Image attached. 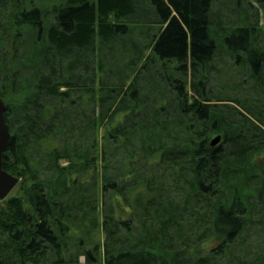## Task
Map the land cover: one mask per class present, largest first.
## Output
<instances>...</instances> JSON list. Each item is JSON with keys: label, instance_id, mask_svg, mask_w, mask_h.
<instances>
[{"label": "trees", "instance_id": "obj_1", "mask_svg": "<svg viewBox=\"0 0 264 264\" xmlns=\"http://www.w3.org/2000/svg\"><path fill=\"white\" fill-rule=\"evenodd\" d=\"M0 97V264H264V0H0Z\"/></svg>", "mask_w": 264, "mask_h": 264}, {"label": "water", "instance_id": "obj_2", "mask_svg": "<svg viewBox=\"0 0 264 264\" xmlns=\"http://www.w3.org/2000/svg\"><path fill=\"white\" fill-rule=\"evenodd\" d=\"M7 104L0 97V200H5L20 183V176H15L4 169V153L10 143L12 134L6 119ZM221 136H216L211 145L216 147L221 142Z\"/></svg>", "mask_w": 264, "mask_h": 264}, {"label": "rangeland", "instance_id": "obj_3", "mask_svg": "<svg viewBox=\"0 0 264 264\" xmlns=\"http://www.w3.org/2000/svg\"><path fill=\"white\" fill-rule=\"evenodd\" d=\"M214 9L216 11H218V12H216L217 18H220V19L222 18V20H225V18L228 16L227 14H229V9H231V7H230V4L227 6H224L223 9L225 12H223V10L217 9V5L215 6ZM216 63H217V68L213 69L211 81L214 83L213 85L217 89H220V88L223 89L222 86L230 83V81L232 79V75L235 76L237 74V72L239 71V69L236 67L228 69L229 65L228 66L224 65V63L229 64V56L226 53L220 54L217 58ZM5 103H6V101H5ZM20 181H21V179H20ZM17 191H18L17 188H15L10 195L17 194ZM96 237L99 241H101V242L104 241V235L102 232L97 233ZM252 239L254 242L259 241L258 238L256 237V235H253ZM82 261H83V259H82Z\"/></svg>", "mask_w": 264, "mask_h": 264}]
</instances>
